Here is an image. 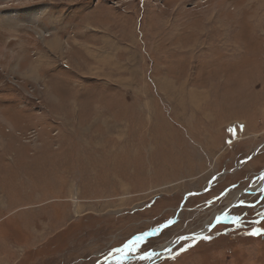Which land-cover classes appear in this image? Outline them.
Listing matches in <instances>:
<instances>
[{
	"label": "rangeland",
	"instance_id": "obj_1",
	"mask_svg": "<svg viewBox=\"0 0 264 264\" xmlns=\"http://www.w3.org/2000/svg\"><path fill=\"white\" fill-rule=\"evenodd\" d=\"M263 170L264 0H0V264H264Z\"/></svg>",
	"mask_w": 264,
	"mask_h": 264
},
{
	"label": "snow or ice",
	"instance_id": "obj_2",
	"mask_svg": "<svg viewBox=\"0 0 264 264\" xmlns=\"http://www.w3.org/2000/svg\"><path fill=\"white\" fill-rule=\"evenodd\" d=\"M261 178L264 179V177H261ZM261 216L264 217V213H261ZM221 219L227 220L228 217L227 216L218 217L217 222H219ZM238 222H239V217L233 218V223H238ZM169 223H172V222L170 221ZM157 232H158V230H157ZM157 232L144 233L142 235H138V236L134 237L133 239L129 240L127 243H125L123 245V247L114 249L109 254V256L110 257L111 256L116 257V264H123V262L128 259V254L136 252L139 248V245L145 240V238L147 236L155 235V234H157ZM251 234L255 236V235H260L262 233L259 229H257L256 231L252 232ZM203 239L208 240V239H210V237L205 236V237H203ZM168 251H171V249H168ZM154 255H157V253L148 252V253H145V254L139 256V259H141V260L151 259L152 256H154ZM108 264H111L110 260H109Z\"/></svg>",
	"mask_w": 264,
	"mask_h": 264
},
{
	"label": "water",
	"instance_id": "obj_3",
	"mask_svg": "<svg viewBox=\"0 0 264 264\" xmlns=\"http://www.w3.org/2000/svg\"><path fill=\"white\" fill-rule=\"evenodd\" d=\"M261 177H264V170L260 173V177H259V178L262 179ZM262 182H263V183H262V187H264V179H262ZM255 191H257V190H254L253 187H250V188H248V189H246V190L240 192V193H239V197L242 196V195H244V194L254 193ZM234 202H235V201H234ZM230 206H231V205H230ZM228 209H229V206H228L226 209H224V210L221 211V213L216 217L215 223L217 222V218H218V217H223V214H224ZM205 233H206V231H203V232H201V233H194V234H192V235L183 236V237H179V238H177V239H174V240H172L170 243H168L169 245H171V246L168 247V249H171L174 245H176L177 243L181 242L182 240L191 239V238H194V237H199V236L204 235ZM168 249H166V250H168Z\"/></svg>",
	"mask_w": 264,
	"mask_h": 264
},
{
	"label": "bare ground",
	"instance_id": "obj_4",
	"mask_svg": "<svg viewBox=\"0 0 264 264\" xmlns=\"http://www.w3.org/2000/svg\"><path fill=\"white\" fill-rule=\"evenodd\" d=\"M40 34H41V33H40ZM41 37H43V36H41ZM41 37H40V39H41ZM50 42H52V41L50 40ZM54 43H55V41H54ZM54 43H53V45H54ZM50 44H51V43H50ZM259 179H260V178H259ZM260 181H261L260 183H263V182H262V179H260ZM261 186H262V185H261ZM216 215H217V214H216ZM215 220H216V218H215ZM169 246H171V245L168 244V245L166 246V247H167L166 249H168ZM167 253H168V252H167ZM160 254H161V253H160ZM163 254H164V253H163ZM157 256H162V254H161V255L157 254V255H155V256H152V258L150 259V261H152V260H153L155 257H157Z\"/></svg>",
	"mask_w": 264,
	"mask_h": 264
}]
</instances>
